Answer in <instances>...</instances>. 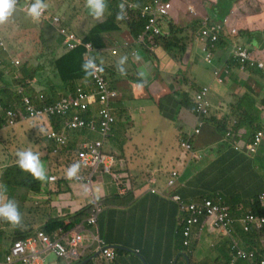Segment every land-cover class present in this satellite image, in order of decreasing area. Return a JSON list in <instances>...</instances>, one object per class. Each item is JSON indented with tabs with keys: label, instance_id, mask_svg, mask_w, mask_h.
Returning a JSON list of instances; mask_svg holds the SVG:
<instances>
[{
	"label": "crops",
	"instance_id": "0c3cea01",
	"mask_svg": "<svg viewBox=\"0 0 264 264\" xmlns=\"http://www.w3.org/2000/svg\"><path fill=\"white\" fill-rule=\"evenodd\" d=\"M78 3L85 5L83 0ZM61 7L62 3L60 2L59 6L55 7L59 11L49 12L50 14L46 12L37 21L27 15V10L17 7L16 14L24 15L28 21L11 19L8 24L0 25V145H2L1 141L5 142L4 140L15 138L18 134L14 129L20 127L22 139L25 135H30V140H32L29 142L28 148L38 155L40 152V159L44 158V161L49 165L48 181L42 182L40 192L33 191L35 187L28 185L12 190L7 183L2 182L5 171L15 165L17 161V158L14 160L10 158L11 156L8 157L10 160L8 166L2 169L0 184L6 187L8 199L15 201L16 195L22 192H27L38 198L26 202L24 205L26 209L36 210V214L25 225L13 227L8 222L1 223L0 219V258L9 252L11 248L9 240L24 235L27 237L54 220L69 222L79 208L91 206L93 201L98 200L103 207L98 218L99 235L104 244L115 251L116 256L112 260H107L103 256L95 254V256L85 257L80 264H191L185 257V253H191V251L193 252L191 253L192 264H196V256L199 254L197 247L193 246L190 250H185L182 245L183 237L179 233L178 210L175 202L169 198L175 189L168 188V176L170 172L178 171L179 178L183 180L190 169L189 166L192 163L193 166L200 163L199 167L201 168L197 167L195 170V174L199 172L201 175V179L198 181L206 179L209 175L210 182L213 183V193L222 196L227 202L233 204L240 201L239 195L243 198L250 197L249 199L257 195L264 198V73L256 69L240 71L235 67L224 84L222 80H217L211 86L210 117L201 136L194 140V148L196 151L198 150L196 153L200 152L202 158H209L205 164H203L202 158L194 160L192 155L186 157L174 145L168 148L165 158L157 164L139 163V147L133 143L132 131L146 127L147 115L144 107L136 106L135 102L138 100L150 101V104L157 108L156 103L150 98L159 102L172 95L178 99L183 91L194 97L197 91L188 90L193 83L200 85L197 78L198 75L200 79L203 76L199 74V71L209 65L204 61V54L201 52L203 46L198 34L194 37L191 45L187 47L188 51L180 62L169 59L167 52L160 47L152 49L151 53L155 55L154 58L147 57L144 54V49L139 46L134 45L126 48L125 45L136 44V42L133 41L125 24L119 26L121 31H111L106 36L107 44L102 48V52H98L99 50L97 51L93 47L95 49L93 55L99 58L104 67H113L112 73L116 77V81H113L115 82L114 86L119 90L120 98L123 101V108L116 118L117 123L113 133L115 138L111 145L106 146L107 154L119 156V162L113 169L112 175L100 171L94 179L93 186H87L77 182L76 178L70 180L66 176L68 168L77 164L69 149L74 145L77 146L76 148L79 145L82 147L81 143L85 141V138L77 133H70L67 147L60 150L57 155L52 154L56 148L55 143L46 139L43 142V144L46 143L43 150V144L36 140L35 135L41 134L38 130L46 121L41 122V126L36 127L30 133V121L23 119L25 111L23 101L26 98L24 90L19 91V93H23L20 105L15 103L16 99H14V90L19 87L15 85L14 79L20 77V67L13 65V60L19 59L23 63L31 64H36L39 61L49 63L61 58L67 51L78 47H84V53L87 52L85 45H77L72 50H67L63 45L66 42L65 37L58 35L56 31L64 28L73 33V29L65 17L55 16L56 14L67 16L69 7ZM193 9L196 11V15L186 13V6L183 5L180 11L175 10L172 13V22L184 26L182 23L188 19L187 23L190 24L197 16V10L195 7ZM208 15H212L211 9L208 11ZM241 17L243 16L234 15L232 21L236 22ZM54 18H59L58 24L53 22ZM81 20L85 25L79 26L83 34L80 36L86 37L92 24L86 11L81 15ZM255 24L261 25L255 26ZM84 29H87L85 34ZM241 31L254 33L264 31V13L257 15V20L251 23L247 29H240L239 32ZM11 35L22 39L18 47L11 41ZM232 39V37L229 40L223 38L222 47L230 44ZM257 39L259 36H252L250 39L244 37L239 40L250 46L256 53L258 52L259 56L264 59V47L260 48L251 44ZM1 40L5 42V48H3L5 51L2 50ZM83 43L86 44L84 41ZM33 45L39 49V53H36L35 48H32ZM113 50L117 53L113 54ZM33 51L36 54L34 61L24 58L27 54L31 55ZM227 54L228 52H223L218 48L215 52L214 66L220 65ZM125 55L128 59L123 68L125 74H129V80L123 79L125 74L122 75L117 66V62ZM133 56H139V67L136 69L132 64V62L134 63ZM165 61V65L161 64ZM212 66L213 64H211V68L214 67ZM142 80L146 88L133 84V82L140 83ZM87 84L85 81H80L77 86ZM29 88L34 91L32 94L34 102H38L40 97L37 96L43 93V87L34 80L30 83ZM62 92L63 90H60L58 93ZM34 94L36 95L34 96ZM244 96V101H240ZM127 97L130 100L128 103ZM6 106L13 108L5 112ZM18 110L23 112V116L19 118L17 126L7 127L5 115L8 111L16 112ZM245 111L250 112L253 119L256 120L254 125L257 127L255 129L257 131L250 132L245 127L237 129L241 123L250 121L249 117L243 115ZM139 112L145 119L143 125L138 122L137 114ZM164 119L172 125L170 129L174 130L173 137L180 138L181 128L185 131L192 128V126L174 123L167 117ZM260 132L263 133L261 143L252 151L251 147ZM35 141L38 143V151L36 146L34 148L32 146ZM124 159L127 161L129 172ZM183 165L184 168H182ZM78 175L80 173L77 172ZM151 176H155L153 180L156 184L154 185L148 181ZM49 177H56L57 182L50 183ZM152 190H155L156 193H152ZM246 200L244 199L242 202L244 203ZM239 208H242V204L239 205ZM37 216L47 217V220L43 225L35 228L34 223ZM35 229L36 231H34ZM208 234V237H212L210 249L213 244L222 240L226 242L225 237H230L220 231L213 232V234L208 232ZM198 236L203 238L202 240L206 239L203 233ZM259 243L264 245V235ZM205 257L202 260L204 262H206ZM62 261L68 264L66 261Z\"/></svg>",
	"mask_w": 264,
	"mask_h": 264
},
{
	"label": "trees",
	"instance_id": "16d2710c",
	"mask_svg": "<svg viewBox=\"0 0 264 264\" xmlns=\"http://www.w3.org/2000/svg\"><path fill=\"white\" fill-rule=\"evenodd\" d=\"M19 2H22V0H18ZM80 0H77V2ZM85 2V0H83ZM134 4V8H125L126 11V17L124 20L117 21L116 20V14L119 12V2L117 0H107V11L105 13V19L103 22H99L95 20L90 14L89 10L85 5L79 4L78 11L83 14L86 11V14L88 16V19L92 23L90 25V29L88 31L87 36L84 37L85 43H91L92 46L98 51L102 52V48L106 46V36L111 33L113 30L121 31L119 26L126 25L129 29V32L133 38V41L136 42V44H128V46L125 45L126 48H130L132 46H139L143 48L145 51L144 54L149 58H154L155 55L151 53L153 48L160 47L163 49L167 54L169 55V59L171 60H177L182 61L185 54L187 53L189 47L194 39V37L199 34L200 30L203 28L204 21H207L208 25L214 24V23H221L224 22L225 18L230 15L232 8L234 4L238 0H217L216 4H212V6L209 8L211 9L212 15L209 16L206 12L204 7H195L197 10V16L200 18L194 19L190 24L187 23L186 19L182 25H177L172 22V20H169L168 16H163L160 20V26L163 29V34L152 36L150 34L145 33V28L148 23L147 17L143 16L141 14V8L142 6H145L147 4H151L153 0H130ZM172 3L171 10L173 8V1L174 0H168ZM192 10L196 12L193 8ZM200 11V13H199ZM171 12V11H170ZM203 13H206V15L203 16ZM170 14V13H169ZM241 39H244V34H247L250 37L255 36L259 39L255 40L254 43H251L253 45H257L260 48L264 47V31L259 32H246L241 31L240 32ZM224 39H230L229 37L225 36L223 33L219 35V39L215 41L214 43H208L210 51L214 55V61H215V52L219 48L223 52H228V54L223 58L222 63L218 66H212L213 71L215 67L219 68H225L228 70V73H223V84L226 81V79L231 74L232 70L236 67L240 70V64L238 61L233 57L232 55V46L233 42L230 41V44L226 45L225 47H222V41ZM187 41V42H186ZM257 43V44H256ZM130 46V47H129ZM85 48L84 47H78L72 51H67L65 55H63L61 58L57 60H52L49 63L47 62H37L36 64L31 63H24L20 68V77L18 79H14L15 85L19 86L16 90H14V99H16L15 103H18L20 105L21 100L23 99V93H19V91L24 88V94H33V89L29 88V85L32 81L36 80L40 86L43 87V92L47 95L48 103H53V101L57 98L58 92L60 90H65L67 88L71 89L73 92L77 88V83L80 81H85L88 83L87 85L81 86L88 95H90L92 90L96 87L94 79L92 76H86L85 72L83 71L82 65L84 63L85 57H84ZM97 52V53H98ZM136 52V51H134ZM138 55V54H137ZM99 60V58L97 57ZM135 65L133 68L136 69L139 67V61L136 59L135 56H133ZM176 61V62H177ZM99 63L101 61L99 60ZM159 64V61H157ZM227 63V64H226ZM163 64V63H161ZM215 64V63H214ZM211 66V65H209ZM105 69V79H106V88L111 91L113 89H117L115 87L116 77L112 73V66H106ZM248 69L258 70L257 68L247 67L246 71H249ZM60 79L61 84H60ZM123 79L129 80L130 76L128 73H126L123 76ZM143 80L140 83L133 82V84H137L139 86L143 85L145 88L146 86L143 84ZM29 84V85H27ZM203 85V84H202ZM198 85L197 83H193L190 86V90L188 91H202L203 88L208 86H202ZM88 86V87H86ZM140 89H142L140 87ZM211 94V88L209 87V95ZM36 94H34L35 96ZM150 98V97H149ZM245 96L240 100L244 101ZM150 100H153L156 103L157 108L161 112V114L164 117L169 118L172 120V122L177 124H183L187 125L189 127L192 126L188 131L183 130V128L180 129L181 136L180 138L183 140L180 142L179 149L182 153L186 155V157L191 156V154H198L195 152L194 148V140L196 138H199L201 136V132L205 127V124L208 123L209 117H210V111L207 115H197L195 113L196 111V101H194V97L191 96L188 92H181V95L178 99L174 98L172 95L160 100L159 102L155 101L153 98H150ZM127 103L130 101L128 100V97L126 99ZM32 104L39 108V102L32 101ZM106 103H98L96 106H105ZM172 105L174 109L172 110ZM24 106V105H23ZM13 107L6 106V110H10ZM24 108V107H23ZM112 112L114 116H118L119 112L123 108V101L120 99L118 102L113 103L111 105ZM25 110V108H24ZM245 117H249L250 121L243 122L241 125L237 126L238 128L245 127L248 131L254 132L252 130L257 129V127L254 125L256 120L253 119L250 112L245 111L243 114ZM45 121V120H43ZM6 122V119H5ZM69 123L68 120H60L55 119L50 121H46L42 123L39 122L38 126H41L38 131L41 132L38 136V141L43 144V142L46 140L45 135L50 130H60L65 133H67L66 126ZM97 128L100 130V125H97ZM44 129L42 132L41 130ZM257 131V130H255ZM185 132V133H184ZM74 133H77L82 136V138H85V141L81 143L83 146L87 143V140H90L95 143L98 141H103L104 148L106 146L111 145L113 143V139L115 138L114 135L112 136H106L104 137L99 131L97 132H87V131H76ZM94 135H97L99 137L98 140H93ZM120 144H122L120 142ZM74 145L69 150L72 151L73 157L76 159L77 164L78 161V154L81 152L80 145L78 148ZM102 149V153H107L104 151L105 149ZM44 150V148H42ZM48 149V148H47ZM46 149V150H47ZM199 155V154H198ZM74 159V160H75ZM207 161H209V158H206ZM202 161H204V158H202ZM196 164V161H195ZM189 171L185 174L184 179L181 180V178H178L175 184L169 188V189H175L173 193L169 195V198L172 200L174 196H180L182 200L185 203H197L198 205H202L205 203V201L209 200L217 205H220L223 208L227 209V212L229 213L228 219H231L230 222H228L226 225L222 227H215L213 226V231L210 232L213 234V232L217 233L218 231L223 232L227 236H229L228 232L230 228L232 227V233L230 234V237H225L227 240L226 242L218 241L216 244H213V254L209 257H206L205 260H209L210 264H230L232 261V253L234 243L239 244L244 251L248 252H255L257 257L255 259H260L261 257H264V245L263 243H259L260 239L264 235V228L260 230L261 228H256L255 230H251L250 232H247L245 230V224L241 220L242 218H246L248 215H254V216H261L264 217V198L257 195L251 199H247L242 202V200L237 201L235 203H229L225 199L222 198L220 195H216L213 193V183H211V179L209 178V175H207L206 179L200 180L201 175L200 173L195 174V170L198 167V165L193 166V163L191 166H189ZM184 168V165L183 167ZM174 169V168H173ZM173 173L179 174L178 171H172L170 172L168 179H171V176ZM3 183H7L12 190H15L18 187H26L32 186L35 187L33 191L40 192V187L42 182L35 180L31 174L23 172L15 163V165L8 168L4 175H3ZM155 179V176L149 177V180ZM198 181V182H197ZM197 182V183H196ZM182 184V186H181ZM203 187L204 189L199 190L198 188ZM173 201V200H172ZM175 202V201H173ZM176 203V202H175ZM177 204V203H176ZM242 204V208H239V205ZM178 205V204H177ZM245 209L246 212L243 213L242 210ZM91 210V206H85L79 208L76 213L72 216L71 220L69 222L65 221H59L54 220L51 223H48L46 226L41 228L42 231H44L47 234L54 233L59 228H64L66 230H69L71 228H74L78 226L86 217L89 216ZM179 210L182 214H184V211L181 210V207L179 206ZM232 218L234 221H232ZM204 219L200 218L199 222ZM214 220V218H213ZM229 221V220H228ZM198 225V224H197ZM197 225L193 230H198ZM206 230V229H205ZM185 229L180 227V234L183 237V243L188 240L189 245L183 246L185 250L191 249L193 246L195 248V243L197 240H192V238L185 237L184 236ZM197 231H193L191 233V236H193ZM25 236V235H24ZM18 237V238H23ZM182 243V245H183ZM263 246V247H261ZM261 247V248H260ZM191 253H193L191 251ZM190 252L185 253L186 256L189 258V262L192 264V255ZM84 257H82L78 261H71L69 264H80L83 261ZM235 264H251L247 260H238Z\"/></svg>",
	"mask_w": 264,
	"mask_h": 264
},
{
	"label": "built area",
	"instance_id": "2783aa9c",
	"mask_svg": "<svg viewBox=\"0 0 264 264\" xmlns=\"http://www.w3.org/2000/svg\"><path fill=\"white\" fill-rule=\"evenodd\" d=\"M119 3H124L125 8H134V4L130 0H117ZM28 6L25 7L27 9ZM171 11V3L164 0H153L151 4L142 6L141 14L148 19V23L145 28V33L152 36H157L161 34L160 30V20L163 16H168ZM45 14V10L42 15ZM41 15V16H42ZM54 23H59V18H54ZM224 30V26L217 25L202 31V39H209L213 42L218 40L219 33ZM61 36H65L64 46L67 50H72L77 45H85L87 52L84 56L95 58L93 52L95 49L92 44H84L83 40L70 33L64 28L58 29ZM233 33H236L233 31ZM68 46V47H67ZM206 61L208 63L212 62V53L207 51ZM115 53V52H113ZM234 57L239 59L240 63L244 67L246 63H250L252 66L255 65L254 60L249 59V53L246 49L238 47L234 52ZM98 67H102L103 71L97 72L95 76H92L96 85V94L88 95L81 89H79L75 96H69L58 101L57 104L52 106H47L44 109H39L32 104V100L28 97L24 100V117L25 120H42L52 118H62L65 121L68 120L69 123L66 126L67 130L78 131V130H88L90 132L99 131L104 137L111 136L112 125L114 124V118L109 112L107 107L102 108L99 111L100 130L94 125L93 121L87 122L83 118V114L91 110V106L96 103H106L108 105L111 98L116 97V93L109 91L106 88L105 79V69L104 66L97 62ZM18 63V62H16ZM258 66L263 68L264 65L259 63ZM218 75V72H216ZM209 89L204 88L196 97V112L198 115H207L209 109L208 101ZM40 99L44 101V96L41 94ZM8 126L13 127L17 124L19 118L23 116L22 111H9L8 112ZM263 133H258L255 143L251 147L254 151V147H257L262 140ZM48 141L54 142L57 148L53 151L54 155H57L61 149H63L68 144V136L62 131L57 132L52 130L47 135ZM104 148L103 142L89 143L85 144L81 152L78 154V163L83 167L89 169L92 174L90 175L87 184H91V179L96 173V171L103 170L104 173L111 175L112 170L117 165V160L114 156L106 155L102 153ZM178 174L173 173V177L169 182V186H173L174 182L178 179ZM57 181L56 177H49L50 183H55ZM78 181H83L82 178H78ZM156 193L155 190L151 191ZM181 210L184 211L185 218L181 222V227L185 229L184 236L187 238H199V234L204 233L205 229L208 232L213 231V226L222 227L230 222L228 219L229 213L226 208L221 207L209 200L205 201L204 204L198 205L197 203H185L180 196H174L172 198ZM101 212V206L95 203L91 218L89 220L90 224H95L97 222V217ZM200 218H204L199 222ZM214 218V220H213ZM229 220V221H228ZM245 224V230H250L252 226L256 228H261L264 226V217L248 215L246 218L241 219ZM233 221V219H232ZM198 224V225H197ZM197 225L198 230H193ZM85 228L80 232L76 229L72 232H65L62 229L58 230L56 234L52 236L46 234L43 231H38L34 235L27 236L23 239H19L13 242L11 248L7 254H4L3 259L0 260V264H45L48 256L54 255L58 258L64 259L68 263L71 261H78L84 256L85 248ZM197 231L193 236L191 233ZM231 232L229 230L228 234ZM92 241L97 245V251L107 260H112L115 258V252L108 248L104 242L98 237L92 235ZM184 245H189V241L186 240ZM232 253L239 260H249L253 261L255 259L254 252H246L234 244ZM256 264H264V259L260 260Z\"/></svg>",
	"mask_w": 264,
	"mask_h": 264
},
{
	"label": "clouds",
	"instance_id": "9594fccd",
	"mask_svg": "<svg viewBox=\"0 0 264 264\" xmlns=\"http://www.w3.org/2000/svg\"><path fill=\"white\" fill-rule=\"evenodd\" d=\"M166 2H170L168 0H164ZM26 3V5H23L21 6L22 4ZM171 3V2H170ZM85 4H86V7L88 8L89 10V14L97 21L99 22H103V20L105 19V13L107 11V0H85ZM27 7V9H25V7ZM171 6H172V3H171ZM17 7H20V8H23V10H27V15L29 17H31L34 21H37L39 20V18L41 17V15L43 14L44 10H45V13L47 12L46 10V3L44 2V0H34V3L32 0H22V2H19L18 0H0V25H6L8 24L12 17L14 16L15 12L17 11ZM176 9H173L171 10L168 18L169 20H173V17H172V13L175 12ZM188 14H191V15H196V12H194L192 10V8H187V12ZM43 16V15H42ZM126 17V11H125V4L122 2L119 4V12L116 14V20L117 21H120V20H124ZM175 17V16H174ZM204 21V25H203V28L200 30L198 36L202 42V52L204 53V61L206 64L208 65H211L213 64L214 65V55L213 53L210 51L209 49V46H208V43H214L211 38L209 39H202V31L204 29H208V28H211L213 26H217V25H222L224 26V30L221 31L219 33V35L221 33H223L225 36L227 37H232V42H233V46H232V55L234 57V54L233 52L238 48V47H242L244 49H246L249 53V59L250 60H253V59H262L258 52L256 53L255 51H253L250 46L248 45H245L243 44L240 40H241V37H240V32H236V33H233V31L230 29L231 28V22L228 21L227 23L225 22H221V23H214V24H211V25H208L207 21L203 20ZM180 23V22H178ZM160 30H161V34H163V29L161 28L160 26ZM58 35H60V33L58 32V30L56 31ZM147 34V33H146ZM160 34V35H161ZM61 36V35H60ZM78 36V35H77ZM244 37H246L247 39H249V37L247 35H243ZM62 37H65V36H62ZM79 37V36H78ZM219 39V37H218ZM240 39V40H239ZM2 48H5V45L3 44L2 45ZM204 48L207 49V51H209L210 53H212V62L211 63H208L205 59H206V55L207 53L204 51ZM74 50V49H73ZM113 54H116L117 51L113 50ZM85 57V56H84ZM95 58H91V57H85V60H84V63L82 65V68H83V71L85 72L86 76H95L97 72H101L103 71L102 67H98L97 64H96V61L95 59L97 60L96 56L94 55ZM235 58V57H234ZM128 57L125 55V56H122L120 58V60L117 62V66H118V71L123 75L125 74V70L123 68V65L126 63ZM136 59L138 60L139 59V56L136 57ZM238 63L240 64V71H246L247 70V67H252V68H257L258 70H261L263 73H264V67L263 68H260L258 66L259 63H262V61H255V65H251L250 63H246V65H244V67L242 66V64L240 63L239 59L235 58ZM18 62V63H16ZM97 62L99 63V61L97 60ZM23 62H21L19 59H15L12 61V64L15 65V66H19L21 65ZM101 64V63H100ZM102 65V64H101ZM264 65V64H263ZM249 71H251V69H248ZM216 72H218V75H216ZM223 73H228V70L225 69V68H219V67H215L214 68V76H215V81L217 80H224L223 79ZM141 76H143V73H141ZM143 85H141L142 87ZM205 88H208L209 87H205ZM81 89L82 91H84L85 93H87L81 86H77L76 90L73 92L71 89L67 88L65 89L62 93H58V96L57 98L53 101V103H48L47 100H48V97L47 95L43 92L41 93L43 96H44V101H42V99H39V109H44L45 107L47 106H52V105H55L58 103V101H60L61 99L63 98H66V97H69V96H75L77 91ZM204 89V88H203ZM22 90H25L24 88H22ZM98 90H96V87L92 90L93 93L91 94H96ZM112 92H115L116 93V97L114 98H111V100L109 101L108 105H105V106H96L98 103L96 104H93L91 106V110L85 114H83V118L87 121V122H90V121H93L94 122V125L97 126V125H100V117H99V111L101 110V107L102 108H105L107 107L109 109V112L111 113V115L113 116L114 118V124L112 125V131H111V136L113 135L114 133V128L116 126V123H117V120H116V116L113 115V112H112V108H111V105L113 103H116L118 102L121 98H120V92L118 89H113L111 90ZM201 91H197L194 95V101H196V97L197 95L200 93ZM39 94L37 97L39 98L40 95ZM24 96H26V98L28 97V99H31L32 101L33 100V95L31 94H25ZM24 98V100L26 99ZM208 101H209V93H208ZM24 103V101H23ZM100 103V102H99ZM210 111V102H209V109ZM209 111H208V114H209ZM9 112V111H8ZM8 112L7 114L5 115V119H6V122L7 123V127L8 126ZM195 113L198 115V113L195 111ZM55 119H60V120H64L62 118H52L50 117L49 119H42V120H27V121H33V124L34 123H39V122H43V120L45 121H52V120H55ZM17 125L13 126V127H10V128H14L16 127ZM52 130H50L49 132H47V134L45 135L46 139H47V135L51 132ZM78 131H87V132H90L88 130H78ZM57 132H62L60 130H57ZM76 131H70V130H67V133H65L67 136H68V143H69V134L70 133H74ZM262 133V132H261ZM48 140V139H47ZM183 140L181 139L180 142H182ZM98 142H103V141H98ZM54 143V142H53ZM89 143H93L91 140H87V143L86 144H89ZM96 143V142H95ZM56 145V144H55ZM68 145V144H67ZM67 145L64 147L66 148ZM85 145V144H84ZM83 145V146H84ZM82 146V147H83ZM81 147V149H82ZM57 148V146H56ZM55 148V149H56ZM63 148V149H64ZM54 149V150H55ZM80 149V150H81ZM105 149V148H104ZM53 150V151H54ZM62 150V149H61ZM53 151H52V154H53ZM60 152V151H59ZM199 154V153H198ZM191 154L193 156V159L194 160H201L202 156L199 154ZM110 155V154H108ZM16 156H17V165L18 167L23 171V172H26V173H29L31 174V176L37 180V181H40V182H44L48 179V176H47V173H46V170H45V166L43 165V163L41 162V159H40V156L36 153H34L30 148L29 149H25V150H18L16 152ZM111 156H114V155H111ZM117 160V164L119 162V158L117 156H114ZM125 165H126V162H125ZM116 167V166H115ZM82 169V174L80 173V171H78V169ZM103 170H99V171H96V173H94L92 179H91V184H87L86 181H88L90 175L92 174V172L87 169V168H83L80 164H73L71 165L67 172H66V176L68 179H74L76 178L77 182L79 183H82V184H85L87 186H93L94 184V179L96 178V176L99 174V172ZM113 171V170H112ZM77 172L80 173V175L77 176ZM106 174V173H105ZM109 175V174H107ZM112 175V174H111ZM77 176V177H76ZM179 176V174H178ZM173 175L171 176V179H172ZM78 178H82L83 181H78ZM179 178V177H178ZM170 179V180H171ZM170 180H167V186L168 188H171L172 186H169V182ZM148 181H150L149 183L150 184H156L155 180L151 179ZM177 181V180H176ZM175 181V182H176ZM57 182V181H56ZM174 182V184H175ZM95 203H98L100 204L101 206V211H102V205L101 203L98 201V200H95L93 201V203L91 204V210H90V214L88 217H86L78 226L74 227V228H71L69 230H66L64 228H59L57 229L54 233L50 234V236H52L53 234H56L58 232V230L62 229L63 231L69 233V232H72L76 229H79V232L85 228V232H84V236H85V248H84V258L85 257H88V256H95L96 255H100V253L96 252L97 251V245L92 241V235L94 236H98L100 239H101V236L99 235V229H98V218H99V215L97 217V222H95V224H90L89 223V220L91 218V213H92V209L95 205ZM0 219H3L5 221H7L8 223H10L13 227H20L22 226V215H21V212L19 211V206L18 204L14 201V200H11V199H8L7 195H6V187L4 185H0ZM233 219V218H232ZM234 221V219H233ZM181 227V226H180ZM264 228V226L260 229L262 230ZM231 229V232L229 233V236L230 234L232 233V227L230 228ZM256 227L255 226H252L250 228V230H248L247 232H250L251 230H255ZM38 231H42L41 229H38L36 232ZM36 232H34L33 234L31 235H34ZM44 232V231H43ZM47 234V233H46ZM49 235V234H48ZM30 236V235H28ZM25 238V237H23ZM23 238H17V239H11L9 240L8 242H11V245L13 244L14 241L16 240H19V239H23ZM200 240L201 238H194L193 240ZM102 240V239H101ZM197 240V241H198ZM236 244L239 248H241L243 250V248L237 244V243H234ZM183 246H184V243H183ZM109 248V247H108ZM190 250V249H189ZM114 251V250H113ZM115 252V251H114ZM248 252V251H246ZM232 253V251H231ZM116 254V253H115ZM255 254V258L257 257L256 253L254 252ZM4 255H2V257L0 258L3 259ZM56 257V256H55ZM185 257L186 259L189 261V258L186 256L185 254ZM57 259H61V258H58L56 257ZM206 259V258H205ZM264 259V257H261L260 259H254L253 261H249L251 264H256L257 262H259L260 260ZM64 260V259H62ZM239 259L232 253V261L230 264H235L236 261H238ZM65 261V260H64ZM47 260L45 261V264H46ZM67 262V261H66ZM68 263V262H67ZM69 264V263H68Z\"/></svg>",
	"mask_w": 264,
	"mask_h": 264
},
{
	"label": "rangeland",
	"instance_id": "374dc122",
	"mask_svg": "<svg viewBox=\"0 0 264 264\" xmlns=\"http://www.w3.org/2000/svg\"><path fill=\"white\" fill-rule=\"evenodd\" d=\"M32 1L34 3V0H32ZM44 2L47 5L46 10H47L48 14H50L49 12H55V10L59 11L58 9H55V7L59 6L60 2L62 3V7L68 6L69 12H68L67 16H65L64 14L57 15L56 13H55L56 14L55 16L65 17L67 23L68 22L70 23V25L73 29L72 32L74 35H78V36L83 35L81 33L82 31L79 28V26H83L85 24L81 20L82 14L78 11L79 3L76 0H44ZM70 3H71V5H70ZM216 3H217V0H174L173 1V9L180 11L182 6L185 5L186 6V12H187V8H189V7L193 8V7L198 6V7H204L206 12L208 13L209 8L212 6V4L214 5ZM23 5H26V3L22 4L21 6H23ZM17 12L18 11H16L14 16L12 17L13 20L19 19V20L28 21V19L24 15L16 14ZM263 13H264V0H239L237 3L234 4L230 15H228L225 18L224 22L227 23L228 21L231 20V22L233 24L231 25L230 29L234 32H238V30L240 31V29H247L251 23H254L257 20V15H261ZM204 15H206L208 17V15L206 13H203V16ZM234 15H242L243 17L239 18L236 22H234V21H232ZM196 18H200V16L199 17L195 16L194 19H196ZM257 25H261V24H255V26H257ZM184 26H186V25H184ZM86 31H87V29H84V34ZM80 38L82 40H84L83 36H80ZM21 40L22 39L19 38L18 36L11 35V41L14 42V45L16 47L19 46V42ZM2 43L5 44V42H3V41H2ZM86 44H89V43H86ZM32 48H35L36 53H39V49H37L34 45L32 46ZM2 50L5 51L3 48H2ZM34 57H36V54H34V51L32 52L31 55L27 54L24 56V58H27L31 61L35 60ZM19 58L21 59L23 57H19ZM253 60L262 61L264 64V59H256L255 58ZM24 63L19 65V67H21ZM163 64L165 65L166 61L163 62ZM199 74L201 76H203L200 79L199 75H198L197 80H198L200 85L203 84L204 86H208L211 88V86L216 82L215 76H214V71H213V68H211V66H207L203 69H200ZM209 102L211 104V94L209 95ZM135 105L139 106V107H144L145 114L147 115L146 127L145 128L140 127V129H135L134 131H132L133 143H135L139 147V152H140V158L138 159V162L139 163L146 162L149 164L150 163L157 164L158 162L162 161L163 158H165V155L168 152V148L171 145H174L179 149L180 138L173 137L174 130L172 131V129H170V128H172V125H170L169 122H167L166 119H164V117L160 114L159 110L154 105L150 104V101L138 100L135 102ZM137 116L139 117L138 118L139 124L143 125V123L145 122V119H144V117H142L141 112H139L137 114ZM38 124L39 123L33 124V121H30V123H29V127L31 129L30 133L37 127ZM19 129H20V127H17L14 129V131L18 134L17 136H15V138H13L11 140H4L5 142L1 141L2 145H0V184H1L2 169L4 167L8 166L10 158L15 160L17 158L16 152L18 150L29 149L28 144H29V142H32V140H30V135H27V136L25 135L24 138L22 139ZM41 131L43 132L44 129H42ZM35 138L38 141V135H35ZM98 139H99V137L97 135H94L93 140H98ZM45 144L42 145V148H44ZM37 145H38V143H36V141H35V142H33L32 146H33V148L36 146V150L38 151L39 148ZM104 151L106 153H108L106 148ZM197 151L195 148V152H197ZM198 153H200V152H198ZM39 156H41L40 152H39ZM115 156H117V155H115ZM201 156H202V154H201ZM8 157H10V158H8ZM117 157H119V156H117ZM206 161H207L206 157H204V163L203 164H205ZM41 162L45 166V170H46V173L48 176L49 165L47 162L44 161V158H41ZM125 162H126V167L128 169L127 161L125 160ZM199 165H200V163L198 164V168H201V167H199ZM78 171H80V173H82V169L79 168ZM128 172H129V169H128ZM37 198L38 197H33L27 192L18 193L16 195L15 202L18 204L19 211L21 212V215H22V225H25L28 222V220L36 214V210L26 209L24 205L26 204V202L33 201ZM238 198L240 200L245 199L240 195L238 196ZM174 204L177 207L179 225H181V222L185 218V215L180 212L179 206L176 203H174ZM242 212L245 213L246 210L243 209ZM46 220H47V217L44 218L41 216H37L36 221L34 223V227L37 228L38 226L43 225ZM1 223L6 224L7 221L1 219ZM34 231H36V229ZM207 235H209V234H208L207 230H205L203 233V236H205L206 239L202 240L203 239L202 238L201 240H198L195 242V243H197V245H195V247H197V249L199 251V254L196 256V258H197L196 264H210L208 259L205 260L206 262L202 261L205 256L209 257L213 254V247L210 249V241L212 240V237L211 236L208 237ZM199 244H200V247H199ZM46 264H65V263L62 260L58 261V259L54 255H50L47 258Z\"/></svg>",
	"mask_w": 264,
	"mask_h": 264
}]
</instances>
